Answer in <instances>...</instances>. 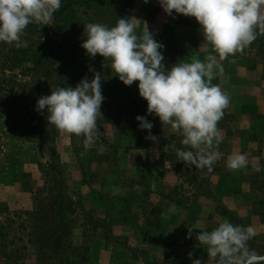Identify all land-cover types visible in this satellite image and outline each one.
Returning a JSON list of instances; mask_svg holds the SVG:
<instances>
[{"label": "rangeland", "instance_id": "obj_1", "mask_svg": "<svg viewBox=\"0 0 264 264\" xmlns=\"http://www.w3.org/2000/svg\"><path fill=\"white\" fill-rule=\"evenodd\" d=\"M133 17L137 19L136 30H143L144 21L135 11ZM61 23L54 16L49 21L50 27L35 48L42 59L35 68L32 61L10 68L12 60L7 56L9 61H4L5 53L12 55L18 44L0 42V264H94L100 260L116 264V244H134L132 239L136 238L135 245L145 258L144 253L149 252L146 247L160 246L161 230L168 219L164 211L172 210L181 194L188 198L192 193L212 192L203 180L205 170L209 172L199 169L197 176L204 182L190 188L176 185L178 180H193L196 174L190 170L164 173L144 167L150 155L145 149L158 152L163 146L180 145L168 139L182 137V133L163 126L158 117L152 116L158 128L157 141H136L134 149L124 148V126L130 128V121H116V113L111 114L114 109L104 114V105L98 114L96 142L88 149L83 145V135L62 133L48 125L47 110L37 112L34 108L40 96L50 95L58 87L60 78H66L70 86L85 76L91 79L94 72H100L103 79L107 74L101 57L84 65L83 76L81 66L65 63L59 49L63 43ZM154 35L163 41L162 34ZM23 40L21 36L20 44ZM193 46L199 51L197 44ZM244 52L249 55L239 61L243 71L249 69L258 75L264 69V34L259 28L257 39ZM163 55L166 68L183 60L178 50L163 49ZM101 83L103 94L104 81ZM137 84L134 81L132 87L138 88ZM216 85L223 91L222 80ZM116 145L121 147L117 159L111 148ZM154 156L152 161L159 158ZM165 162L184 164L176 155ZM220 162L217 158L212 166L218 167ZM166 177L170 186L162 185ZM45 209L47 212L42 213ZM37 211L49 222L38 215L33 217ZM133 229L145 232L141 235L139 231L135 237L130 233Z\"/></svg>", "mask_w": 264, "mask_h": 264}, {"label": "clouds", "instance_id": "obj_2", "mask_svg": "<svg viewBox=\"0 0 264 264\" xmlns=\"http://www.w3.org/2000/svg\"><path fill=\"white\" fill-rule=\"evenodd\" d=\"M146 4L149 0H143ZM164 13L194 17L204 40L210 47L206 60L193 59L166 68L165 45L154 39L147 25L137 34L136 18H119L115 26L88 22L80 47L90 58H103V67L110 69L125 86L138 81L139 96L147 101L145 115H137L146 140L157 141L148 116L158 117L163 126L182 133L180 143L186 148L174 149L177 161L198 169L213 171L217 159L215 146L220 143L218 122L229 105L230 97L211 81L217 71V56L227 59L243 51L257 39V28L264 34V0H158ZM62 0H0V42L19 46L29 24L49 25L61 8ZM26 45V41L23 42ZM215 70V71H214ZM102 75L94 72L83 77L74 87H57L50 95L40 96L34 110H47L48 125L59 132L83 135L85 149L92 147L97 132L98 114L105 99ZM101 147L100 152H103ZM246 153H233L227 161L230 170L246 169ZM257 172L262 171L256 167ZM189 229L186 238L192 237ZM255 235L251 227L233 225L225 219L212 231H200L196 240L206 246L208 258L216 264H264V255L251 249L248 242ZM192 264H204L197 258Z\"/></svg>", "mask_w": 264, "mask_h": 264}, {"label": "crops", "instance_id": "obj_3", "mask_svg": "<svg viewBox=\"0 0 264 264\" xmlns=\"http://www.w3.org/2000/svg\"><path fill=\"white\" fill-rule=\"evenodd\" d=\"M135 1L133 11L144 21L143 27L147 25L153 35L162 34L164 49L178 50L182 54V62H191L193 59L204 61L209 54L216 55L211 52L210 47L203 46V36L194 17L176 14L174 19L164 13L158 0H149L146 4L143 0ZM194 44H197L199 51L194 50ZM248 55L243 50L227 59L217 56V67L222 66L223 71H217L211 83L216 85L218 80H222L223 92L228 94L230 102L217 124L221 146L214 150L221 162L218 167L212 166L213 171L209 174L205 170L203 175L205 185L212 192L210 195L192 193L188 198L181 194L174 202L173 209L164 211L165 218L168 219L167 225L161 230L160 246L146 247L149 252L144 253L143 258L135 245L138 238L132 239L134 244H116V264H192V260L197 258L204 260V264H216L215 259L207 257L206 246L199 244L196 235L200 231L214 230L225 219L233 225L251 227L255 235L248 245L258 254L264 255V77H261L264 76V69L257 72L258 75L252 74L249 69L243 71L239 61ZM171 138L179 142L177 148L187 147L180 143L182 137L179 135L171 136L168 140ZM157 150L158 152L154 148L144 150L146 154L150 153L148 159L145 158V168L159 169L164 173L185 169L196 174L191 182L178 180L176 185L180 187L191 188L200 181L204 182L197 176L199 169L194 166L171 162L166 164V158L176 155L172 147L163 146ZM138 151L142 152L140 149ZM236 152L247 154L246 169L227 168L228 158ZM154 155L159 158L152 161ZM256 167H260L262 171L257 172ZM162 185L170 186L167 177L162 180ZM191 228H195L192 229V237L186 238ZM138 232L142 235L145 231H130L135 237ZM94 264L109 263L107 260H100Z\"/></svg>", "mask_w": 264, "mask_h": 264}, {"label": "trees", "instance_id": "obj_4", "mask_svg": "<svg viewBox=\"0 0 264 264\" xmlns=\"http://www.w3.org/2000/svg\"><path fill=\"white\" fill-rule=\"evenodd\" d=\"M134 4L135 0H62L61 8L54 14V17L62 22V25H59V29L61 32L60 35L63 38V43L59 46V49L65 55L63 58L65 63L75 68L81 66L80 76H83L84 65L93 61V58L87 56L85 50L80 47V44L85 39L84 24L88 22H95L112 27L115 26L119 18H127L131 20ZM49 27V25H39L35 23L29 24L26 27L22 35L24 36L23 42H27L26 45L22 42L17 48L12 49V55L5 53L6 58L4 61H9L7 56H9L12 60L10 61V68L26 64L30 61L34 63V68L41 64V55H39V51L35 48L38 43H41V36L48 30ZM136 31L139 35L143 30ZM154 39L159 41L155 35ZM97 57L100 58L99 55L95 58ZM4 65L6 64L4 63ZM105 72L107 74L104 76V79H102L104 81L103 95L107 98L102 104L104 105V114L108 110L114 109L111 114L113 116L116 113V121L123 122V124H127V122L130 121V128L129 126H124V131L126 130V135L124 137L127 139L124 144V148L134 149L135 142L144 140L145 136L148 135L146 130L139 129V122L135 119L137 115L146 114L147 101L139 96L138 88H133L132 85L125 86L115 76V73L110 71V69H107ZM59 82L58 87L69 86L66 78H60ZM74 83L77 85V82ZM75 85L70 86L74 87ZM114 94H116L115 97H113ZM110 97L115 98V100L111 102ZM105 119L109 120L106 117ZM147 119L152 121L154 124L151 132L156 136L158 128L153 117L148 116ZM111 148L115 149L117 159L118 149L121 147L116 145L111 146ZM49 191L51 192V186L49 187ZM44 212H47V209L42 211V213ZM38 213L41 212L37 211L33 217L36 218V215H38L42 221L49 222L48 219L40 217ZM40 228L42 229V226Z\"/></svg>", "mask_w": 264, "mask_h": 264}]
</instances>
